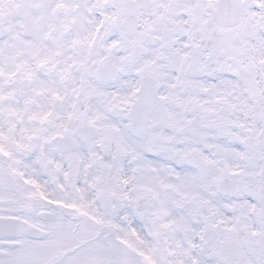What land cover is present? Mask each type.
Returning a JSON list of instances; mask_svg holds the SVG:
<instances>
[{
	"label": "snow or ice",
	"instance_id": "1",
	"mask_svg": "<svg viewBox=\"0 0 264 264\" xmlns=\"http://www.w3.org/2000/svg\"><path fill=\"white\" fill-rule=\"evenodd\" d=\"M0 264H264V0H0Z\"/></svg>",
	"mask_w": 264,
	"mask_h": 264
}]
</instances>
